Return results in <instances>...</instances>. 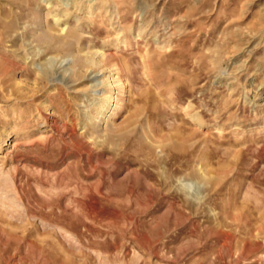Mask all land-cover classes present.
Wrapping results in <instances>:
<instances>
[{
  "label": "rangeland",
  "instance_id": "obj_1",
  "mask_svg": "<svg viewBox=\"0 0 264 264\" xmlns=\"http://www.w3.org/2000/svg\"><path fill=\"white\" fill-rule=\"evenodd\" d=\"M0 264H264V0H0Z\"/></svg>",
  "mask_w": 264,
  "mask_h": 264
},
{
  "label": "bare ground",
  "instance_id": "obj_2",
  "mask_svg": "<svg viewBox=\"0 0 264 264\" xmlns=\"http://www.w3.org/2000/svg\"><path fill=\"white\" fill-rule=\"evenodd\" d=\"M96 54H98V56H99V54H101V57L105 58V57H104L105 54H104V53H101L100 51H97ZM98 65L100 66L101 64L99 63ZM103 65H104V64H103ZM103 68H104V66L101 67V69H102V70H105V69H103ZM113 68H114V70L116 71L117 74H118V72H120V71L117 69V64L113 65ZM113 77H114V76H113ZM113 77H112V78H113ZM116 82H118L120 85H122V84H121V81H120V79H119V77H116L114 80L111 79V80L108 82V84H109L111 87H113L114 84H115ZM120 87H121V86H120ZM112 99H113V96H109V97L107 98V100H106L107 104H106L105 106H103V109H104V110L107 109L109 106H111V104H112ZM101 108H102V107H101ZM195 118H196L195 121L197 122V124H199V125H202V124H203V121L201 120L200 116H196Z\"/></svg>",
  "mask_w": 264,
  "mask_h": 264
}]
</instances>
